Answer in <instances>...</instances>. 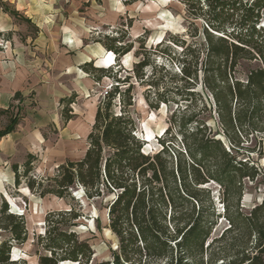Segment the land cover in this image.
I'll use <instances>...</instances> for the list:
<instances>
[{"label":"trees","instance_id":"16d2710c","mask_svg":"<svg viewBox=\"0 0 264 264\" xmlns=\"http://www.w3.org/2000/svg\"><path fill=\"white\" fill-rule=\"evenodd\" d=\"M143 1L121 0L124 6ZM173 1L184 5L189 18L203 22L204 40L201 45L173 41L172 46L182 49L177 58H171L167 47L156 52L179 66V80L170 81L176 85L149 80L145 70L154 73L155 67L138 51L133 53L138 62L127 70L122 61L133 51V43L124 44L122 36L94 41L113 54L114 63L110 68H96L92 60L80 67L96 86L109 81L99 97L83 158L66 161L52 177L44 178L33 175V156H27L20 167L11 166L14 187L23 182L31 195L51 196L69 207L46 214L43 237H37L42 252L36 251L37 264L92 261L91 246L74 230L82 217L80 208L71 205L75 187L88 200L112 196L106 207L108 230L118 243L111 252L112 264H264V195L249 213L240 207L245 181L264 180V173L250 165L251 154L264 161V0ZM3 13L19 16L7 9ZM163 43L162 39L156 48ZM243 61L257 64L244 81L236 78ZM122 73L127 74L124 79L119 77ZM130 80L145 84L149 93L154 91L152 99L145 96L150 109L176 107L170 127L156 138L159 150L153 154L144 153L145 141L136 135ZM199 83L206 93L202 111L213 110L216 134L224 141L215 138L199 114L177 116L181 104H186L183 111H187L196 102ZM75 97L60 102L63 124L72 119ZM18 120V113L11 115L0 139L15 129ZM249 143L252 148L247 147ZM212 184L218 187L223 206L219 214L207 188ZM7 211L4 204L0 232L8 238L0 240V264H25L10 257L15 246L27 241L24 219ZM221 218L228 228L209 242Z\"/></svg>","mask_w":264,"mask_h":264},{"label":"rangeland","instance_id":"374dc122","mask_svg":"<svg viewBox=\"0 0 264 264\" xmlns=\"http://www.w3.org/2000/svg\"><path fill=\"white\" fill-rule=\"evenodd\" d=\"M5 9L12 11L11 6L0 2V22L6 19L3 16L5 15L3 13ZM41 9H44L43 14L45 13L47 16L44 21L35 23L40 30L35 28L34 24L26 22L22 17H10L13 26H15L14 34L23 44L26 41V46L33 49L35 46L31 45L32 41L37 37V31H41L44 36L42 41L46 46L60 44L67 37L65 43L73 45L74 43L78 44V40H80L83 45L89 47L90 52L93 53L97 50L94 55L106 57L105 51L94 41L107 36H122L124 44L133 43V51L126 55L128 59L123 58V66L127 70H131L132 64L139 60V58H133V53L138 51L155 67L154 73L149 68L145 70V75L149 77V80H161L171 87L176 83L172 84L170 81L179 80L180 68L177 64L171 63L166 57H162L156 52L167 47L171 58H177L181 55L182 49L172 46L173 41H185L186 45H201L204 41L201 34L203 22L189 18L184 5L173 0H144L130 6H124L121 0H56L53 6L41 7ZM161 14H163L162 17ZM48 15L53 16L49 17ZM195 34L196 36H194ZM3 35V38L0 39V53L10 47L9 42L5 41L8 34ZM162 39L164 43L161 47L156 48L158 42ZM67 47H70V45H67ZM1 62H5V60L0 59V64ZM256 66L257 64L253 62H240L236 70V78L244 81L248 71ZM126 75L122 73L119 77L124 79ZM130 81L134 84L131 92L133 107L130 111L137 125L136 135L143 141L147 139L143 149L144 153L153 154L159 150L156 138H159L170 127L171 114L176 107L171 104L169 107L160 105L158 110L150 109L145 102V96L152 99L154 91L152 90L149 93L145 84L138 85L135 81ZM199 81H201L200 76ZM108 85L109 81L104 79L103 84L95 86L93 90L89 91L88 95L84 96L83 100L89 101V111L91 106L98 104L100 95ZM195 92L197 93L195 96L196 102L187 111H183L186 104L180 103V114L178 113L177 116L180 117L181 114L186 116L199 114L198 118L213 131L215 138H221L224 141L221 136L216 134L218 128L213 110L202 111V101L206 98V93L200 83L195 88ZM16 107L18 106L14 105L13 110L9 112L11 115L18 113ZM85 107H88V102ZM57 132V128H55V131L52 128L47 130L52 147L48 148L42 159L39 160L34 157L33 175L37 178L52 177L60 163L77 161L87 147L84 140L79 141L74 136L61 140L57 136ZM59 144L63 145L64 151L62 156L57 157L55 151L51 148H55ZM176 144L179 146L177 140ZM225 145L228 146L226 142ZM252 145H254V142ZM252 145L249 143L247 147L252 148ZM243 158L245 157H239V159ZM250 161V165L258 167L264 173V161L262 159H258L255 154H251ZM207 188L212 194L215 213H222L223 206L218 199V187L212 184ZM263 195L264 180L261 177L253 183L245 181V188L240 201L243 213H249L255 205L260 204ZM71 196L75 200V202H71V205L80 208L82 216L78 221V227L74 230L81 240L88 242L94 253L90 264H112L111 252L115 251L118 244L115 236L108 230L109 221L106 207L112 200V196L88 200L78 187L71 191ZM4 204L7 206L8 214L23 217L27 231L26 243L15 246L12 249V257L25 260V264H37L36 251L39 250L42 253L37 246V237H43L44 218L49 212L67 210L69 208L67 203L51 196L40 199L31 195L22 182L19 187H14L13 183L4 187L0 194V209ZM13 204L16 207L15 209ZM91 222L92 225H89ZM96 222L99 223V228H97ZM227 228V222L222 218L218 219L216 227L211 232L209 242L212 239L219 238ZM0 233V240L8 238L6 232L1 231Z\"/></svg>","mask_w":264,"mask_h":264},{"label":"crops","instance_id":"0c3cea01","mask_svg":"<svg viewBox=\"0 0 264 264\" xmlns=\"http://www.w3.org/2000/svg\"><path fill=\"white\" fill-rule=\"evenodd\" d=\"M0 2L11 6L12 11L19 15L17 18L22 17L40 30L35 23L44 21L47 16L41 7L53 6L56 0ZM3 16L6 19L0 22V39L3 34H8L5 41L9 42L10 47L0 53V59L5 60L0 64V131L8 125L9 112L14 105L18 106L19 120L11 133L0 139V194L5 186L13 183L12 165L20 167L27 156L40 160L52 147L47 133L49 128L54 131L57 128V136L61 140L74 136L87 143L97 105L91 106L89 111V101L83 98L96 85L80 67L92 60L95 65L103 56L94 55L97 50L90 52L89 47L78 39V44L65 43L67 37L60 44L46 46L41 31H37V37L31 44L35 47L31 49L26 46V41L23 44L14 34L15 26L11 18L7 14ZM16 94L19 95L17 99ZM73 94L76 97L70 106L72 119L63 124L60 102ZM87 102L88 107H85ZM51 149L57 157L62 156L64 151L60 144ZM86 149L78 160L83 158Z\"/></svg>","mask_w":264,"mask_h":264},{"label":"bare ground","instance_id":"6f19581e","mask_svg":"<svg viewBox=\"0 0 264 264\" xmlns=\"http://www.w3.org/2000/svg\"><path fill=\"white\" fill-rule=\"evenodd\" d=\"M163 16V14H161V17ZM161 27V26H160ZM159 27V28H160ZM161 29V28H160ZM163 29H165V27H163ZM105 55H107L106 57L103 56L102 59H100V61L98 63L95 64V67H98V68H110L113 63H114V57H113V54L112 53H105ZM125 60L128 59L127 56H125L124 58ZM97 60V59H96ZM90 119V117H89ZM147 140V139H146ZM13 208L15 209L16 207L14 206L13 204Z\"/></svg>","mask_w":264,"mask_h":264},{"label":"built area","instance_id":"2783aa9c","mask_svg":"<svg viewBox=\"0 0 264 264\" xmlns=\"http://www.w3.org/2000/svg\"><path fill=\"white\" fill-rule=\"evenodd\" d=\"M12 255H13V252L11 251V254H10L11 261H17V260H19V259H14V258L12 257Z\"/></svg>","mask_w":264,"mask_h":264},{"label":"water","instance_id":"95a60500","mask_svg":"<svg viewBox=\"0 0 264 264\" xmlns=\"http://www.w3.org/2000/svg\"><path fill=\"white\" fill-rule=\"evenodd\" d=\"M96 68H98V67H96ZM144 141L145 142H147V140L146 139H144ZM89 225H92V222L91 223H89ZM117 249V246H116V248H115V250Z\"/></svg>","mask_w":264,"mask_h":264}]
</instances>
